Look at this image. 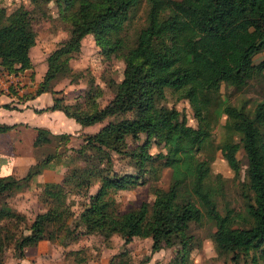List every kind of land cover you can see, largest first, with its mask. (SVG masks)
Masks as SVG:
<instances>
[{
  "label": "trees",
  "instance_id": "obj_1",
  "mask_svg": "<svg viewBox=\"0 0 264 264\" xmlns=\"http://www.w3.org/2000/svg\"><path fill=\"white\" fill-rule=\"evenodd\" d=\"M33 1H54L69 24V35L47 55L46 71L32 96L45 91L55 93L53 81L75 74L69 59L80 50L87 34H93L105 56L122 51L125 66L119 81H109L113 96L101 107L94 96L87 98L90 105L86 109L64 104L54 96L51 105L35 109H60L83 126L112 119L96 132L86 134L78 148H71L82 164L71 166L61 181H45L40 197L46 208L25 226L28 232L10 239L8 234L15 229L11 226L20 227L27 218L6 202L0 206V258L12 239L18 258L27 246L41 239H57L71 214L67 195L84 192L95 177L99 185L89 193L71 233L79 228V234L98 233L104 239L118 234L124 244L135 236L151 237L153 251L174 244V264H192L190 252L201 241L191 225H199L206 218L215 224L211 237L218 251L231 254L233 264H264V100L250 110L222 99L219 92L222 82L242 88L255 75L264 78V57L253 62V56L264 50V0H145V23L132 41L124 30L142 0ZM34 43L29 11L18 6L0 23L2 67L15 73L30 68ZM168 89L188 100L197 121L195 126L188 124L180 110L164 103ZM215 112L226 115V135L219 148L236 174L241 169L236 155L239 148L246 155L245 176L252 196L246 202L245 215L227 206L223 212L220 210L216 189L207 180L209 162L195 158L210 135ZM15 126L0 124V132ZM35 129V145L49 143L52 137L66 140L70 136L68 132L52 133L45 127ZM140 133H144L143 142L129 149L127 138L138 140ZM235 134L239 140H234ZM151 142L163 144L168 152L151 154ZM59 153L49 154L44 162ZM113 154L128 157L136 172L115 171ZM155 161L173 167L169 186L154 187L151 203L142 201L137 207L118 211L114 193L144 183L147 173L155 175ZM42 169L34 164L20 178L12 173L0 175V201ZM128 257L124 248L112 254L108 264H131Z\"/></svg>",
  "mask_w": 264,
  "mask_h": 264
},
{
  "label": "rangeland",
  "instance_id": "obj_2",
  "mask_svg": "<svg viewBox=\"0 0 264 264\" xmlns=\"http://www.w3.org/2000/svg\"><path fill=\"white\" fill-rule=\"evenodd\" d=\"M18 6H24V8L29 11L32 27L35 32V43L30 49L32 69H27L25 74L20 78L19 91H17L16 88V90L11 88L8 91L0 89V96L2 95L3 97L0 105H8V107L0 106V124H9V122L25 120L24 118L27 116L24 118L22 117L24 112L14 111L13 109H20L21 106L26 105L27 99L34 94L38 87L39 80L42 79L46 71L47 55L65 41L69 35V24L63 20L54 1L36 4L33 0H0V13L2 12L3 15V18L0 19V23H2L6 17L12 15L15 8ZM145 14L146 3L145 0H142L124 30V34L129 41L134 39L139 28L144 25ZM263 57L264 50L253 56V62L258 63ZM69 64L75 74L63 75L53 81L52 88L56 90L53 96L59 97L63 100L62 103L64 104L69 103L73 106L75 104L85 109L90 105L87 99L90 98V96H94V100L99 107L106 104V102L112 98L113 89L109 85V81H119L123 76L125 66L122 51L112 53L110 56L103 55L95 42L93 34H87L83 37L80 50L71 55ZM219 92L221 98L226 99L229 103L237 106L243 104L245 108L253 110L258 102L264 100V78H262V75H255L248 81L247 85L242 88H236L233 85L222 82ZM164 103L168 106H174L185 114L188 124L193 126L197 124L196 118L193 115V110L187 99L180 98L177 93L168 89L166 91ZM13 105H15V107L12 108L11 106ZM41 115L35 113V118L30 117L32 119L30 122L34 123V121L39 119L43 121L45 118L41 117ZM71 119L75 120L72 117ZM109 119L112 118H107L102 122L92 124L88 126L85 131H81V129L73 130L72 123L67 125L62 123L60 125H63L64 129L60 132H68L70 136L66 140L58 136L52 137L51 142L41 144L37 148H33L30 144L31 128L26 129V127H24L22 129L23 125H20L21 123H16V126L13 128L14 130L10 134L14 140L16 137H20V140L23 138L22 144L16 145V150H22L23 153L28 152L33 154L36 159L35 164L43 167L41 172L46 174V181H61L64 174L71 166L83 163L82 159L74 156V152L71 148H78L83 143L86 134L96 132ZM225 122L226 115L224 113L215 112L213 114L210 135L205 140L203 148L196 152L195 158L197 160H207L209 162L210 175L207 180L214 189H216V200L220 210L223 212L224 207L227 206L233 208L235 212H238L240 215H245L246 202L250 201L252 196V192L247 187V178L245 176L247 159L243 148H239L236 155L240 161L241 169L240 172L236 174L223 157L219 145L226 135ZM233 138L234 140H239L237 134H235ZM143 140L144 133H140V138L138 140L128 137V148H135L136 144L142 143ZM3 144L6 145L9 143L7 141ZM148 151L155 155L157 152H168V148L163 144L151 142ZM55 152L60 153L48 163L44 162L46 156L54 154ZM112 159V168L115 171L136 172V169L130 163L128 157L113 154ZM154 163L158 166L155 175L147 173L145 177H143L146 180L144 183L141 182L131 188L118 190L114 193L115 206L118 211L123 212L130 208L137 207L142 201L151 203L154 199V187L167 188L169 186L173 176V167L170 165L158 164V161ZM33 165L34 164L28 166L25 170V174ZM183 167L184 165L181 163L180 168ZM185 169H182V171L184 172ZM15 176L17 178L22 177ZM31 178L21 181V183H19L21 187L16 189V192L24 191L30 187L32 183ZM44 183L45 181L35 182L37 191H35L34 187L31 188L34 190V192H32L33 195H37L38 203L43 207L40 208L38 204V210L42 211L46 208L45 203L41 201L40 197L44 188ZM98 185L99 180L96 179L95 181L94 177L92 185H90L87 190L82 193L72 192L67 195L66 200L71 214L67 223L63 224V228L58 238L55 240L62 242L63 247L69 245L71 248L79 249L76 254L73 253L75 252L74 250L69 251L71 253H69L70 255L84 256L87 257L88 260H105L111 257L112 254L126 248L131 264H174L177 245H163L160 249L153 251L151 237L135 236L130 242L124 244L123 238L118 234L112 235L109 239H104L103 236L98 233L86 235L79 234V228L73 229V233H71L76 218L84 204L88 201L89 193L94 192ZM6 199L5 197L3 198L4 201H0V206H4L5 202L8 204V200ZM9 200L11 201V199ZM18 201L21 200H18L16 197L14 203ZM28 204L25 206H28ZM11 224L12 223L9 225L11 226ZM27 224H29L28 220H26L25 223H20V227H18L19 224L17 226L12 225L11 229L12 227L15 229H12L10 231L11 233L8 232L10 239L19 236L23 232H28L25 228ZM51 229L52 226H49L48 230ZM214 230V222L206 218L199 225H191V231L196 234L201 241L200 245L194 247L190 252L192 264H233L230 260L231 254L218 251L211 237ZM17 252L18 249H14V240L12 239L10 245L4 250L3 256L0 258V264H7L10 262L12 257H17ZM64 252L66 251L64 250ZM8 258L10 259L7 262ZM242 264H245V262Z\"/></svg>",
  "mask_w": 264,
  "mask_h": 264
},
{
  "label": "crops",
  "instance_id": "obj_3",
  "mask_svg": "<svg viewBox=\"0 0 264 264\" xmlns=\"http://www.w3.org/2000/svg\"><path fill=\"white\" fill-rule=\"evenodd\" d=\"M32 61V59H31ZM32 69V67L28 68ZM27 69L21 71V74H25ZM44 75V74H43ZM42 80V79H41ZM39 80V82L41 81ZM53 94L49 91L42 92L39 95L32 96L27 99L26 105L21 106L20 109H13L14 111H20L24 112L22 114V117L25 120H19L14 122H9V124L14 123H21L22 129L24 127L31 128V138H30V144L33 148H37L39 145L44 144H34L35 136H36V129L35 127H45L49 129L52 133H60L62 129H64L63 125H60L62 123L64 124H71L73 130L81 129V131H85L88 126L91 125H81L75 120H72L71 117H68L64 114V112L60 109H54V110H44V111H36L35 109L43 108L46 106H49L53 103ZM15 98V97H14ZM3 97L0 96V102H2ZM35 113H39L41 117H44L45 119L41 121L40 119L37 121H34V123L30 122L32 119L30 117L35 118ZM39 117V116H38ZM48 118V119H47ZM28 119V120H26ZM47 119V120H46ZM24 129V130H26ZM14 129L12 128L10 131L6 132H0V175L5 174H15L17 176H22L25 174V170L28 168V166L35 164L36 159L34 158L32 153L24 152L22 150H16V145L22 144L23 138L16 137L14 138L11 136V132ZM9 132V136H8ZM6 135V136H5ZM12 137V138H11ZM9 144L4 145V142H7ZM21 149V148H20ZM46 174L44 172L37 173L31 178V186L28 187L24 191L14 192L12 195L7 197L6 200L8 205L11 206L16 211L23 213L26 215L27 220L30 222L34 218L35 214L38 213L39 207L41 208L42 205L38 203L37 195H33L31 188L34 187L35 191V182H43L45 180ZM35 181V182H34ZM16 197L18 201L14 203L16 200ZM11 199V201L9 200ZM29 203V204H28ZM28 206H25L27 205ZM39 204V207H38ZM28 207V208H27ZM43 208V207H42ZM33 212V215H32ZM64 250L66 252H64ZM76 251L77 248H71L69 245H66V247H63V243L59 240H50V239H41L34 245H29L25 248L24 254L21 258L18 257H12L11 261H9L10 258L7 259V264H13L15 262H18V264H108L109 258H106L105 260H88L87 257H82L79 255H70L71 253L69 251ZM70 253V254H69ZM77 253V252H73Z\"/></svg>",
  "mask_w": 264,
  "mask_h": 264
},
{
  "label": "built area",
  "instance_id": "obj_4",
  "mask_svg": "<svg viewBox=\"0 0 264 264\" xmlns=\"http://www.w3.org/2000/svg\"><path fill=\"white\" fill-rule=\"evenodd\" d=\"M23 74L9 71L2 67L0 64V89L9 90L14 88L17 91L20 90L19 80ZM16 88V89H15Z\"/></svg>",
  "mask_w": 264,
  "mask_h": 264
}]
</instances>
